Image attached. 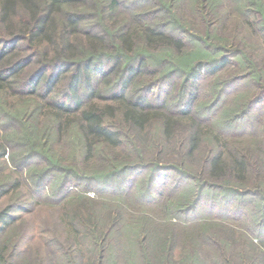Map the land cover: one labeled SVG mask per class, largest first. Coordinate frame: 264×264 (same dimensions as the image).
<instances>
[{
	"label": "trees",
	"instance_id": "trees-1",
	"mask_svg": "<svg viewBox=\"0 0 264 264\" xmlns=\"http://www.w3.org/2000/svg\"><path fill=\"white\" fill-rule=\"evenodd\" d=\"M190 1L188 12L203 24L201 33L184 29V0H0V161L7 170L0 176V199L23 187L31 199L7 201L0 208V264H15L13 252L5 255L3 237L18 223L17 212L30 213L36 200L60 202L34 190L49 179L55 193L80 178L103 183L137 169L145 172V192L159 187L163 166L143 159L148 149L139 142L151 143L161 154V143L173 137L182 118L190 120L183 126L189 153L204 134L212 146L199 162L205 173H182L183 182L166 193L164 176L160 199L144 202L163 206L173 219L186 218L206 190L218 189L221 197L250 194L262 202L257 213L255 205L249 207L253 219L262 220L264 149L255 150L257 160L252 152L228 145L264 136V107L251 117V130L235 129L264 102V0H225L224 18L230 10L236 20L230 34L215 32L221 36L217 42L209 9L224 0ZM241 39H254L256 46L241 45ZM161 80H167L160 86L163 97L153 94ZM228 82L236 84L231 92ZM207 109L212 111L206 115ZM116 117L118 125L112 122ZM155 123L159 137H147ZM252 173L253 189L245 183ZM71 190L64 198L79 196ZM92 207L88 241L97 252L91 264H107V238L120 218L111 221L112 213L100 203ZM150 225L143 219L133 223L142 233ZM259 240L264 247V238ZM167 253L147 264H177ZM60 256L70 264H90L76 262L67 251ZM258 264H264V253Z\"/></svg>",
	"mask_w": 264,
	"mask_h": 264
},
{
	"label": "rangeland",
	"instance_id": "rangeland-1",
	"mask_svg": "<svg viewBox=\"0 0 264 264\" xmlns=\"http://www.w3.org/2000/svg\"><path fill=\"white\" fill-rule=\"evenodd\" d=\"M227 2L220 1L215 8L209 9V26L211 24L214 26L212 30H217L213 32L215 42L218 41L217 38L221 37L216 33L230 34L233 22L236 20L232 21L231 17L234 14L230 10L227 11L229 13L224 18L226 15L223 11H226L225 7L229 5L226 4ZM191 6L190 0H184V7L183 4L181 7V18L186 20L184 29L188 33H201L203 24L196 14L188 12ZM233 11L235 12V10ZM92 21L94 20L92 19ZM223 36L227 37L222 35V38ZM244 41L247 45L250 44L249 47L253 46L251 44L255 42L254 39L248 41L241 39L240 44L243 45ZM191 49L193 47L187 49L186 52ZM261 55L264 59V53ZM165 82L161 80L159 88L153 91L155 96L162 93L163 97L160 86ZM234 83L228 82L229 88L225 87L228 88L227 92H231L236 87ZM263 107L264 102L252 107L246 113L245 120L240 122V126L237 125L239 127L235 129L251 130L253 123L251 117ZM207 110L203 111L206 112V115L212 111ZM181 120L183 121L176 120L177 127L173 137L169 138L167 143L164 141L161 143L159 147L161 154L156 153L151 143L139 142L140 148L148 149L143 153V159L159 162L160 166H163L160 172V183L164 176L167 179L166 182L163 180L162 186L160 183L157 184L163 188L164 193L172 191V187L183 182L179 180L182 173L196 177L204 175L205 171L203 172L199 167V162L212 148L204 134L196 151L189 153L186 150V128L183 126L186 125V122L189 124L190 120L183 118ZM112 122L117 125L120 123L117 117ZM206 130L212 131L211 129ZM159 133L160 127L155 123L146 135L147 137L152 135L159 137L157 136ZM260 140L263 141L264 136L263 138L258 136L251 139H234L228 147L232 146L237 150L252 152V156L259 160L255 150H260V146L264 149V142L260 144ZM56 148H60V146ZM167 167H174V170H169ZM87 168L91 169L92 167L88 165ZM6 174L7 170L3 168L0 161V176ZM144 176L145 172L130 169L125 171L121 177L103 183L93 179L80 178L69 183L72 188H68V184H66L55 190V193H52L48 186L50 179L47 180L44 185L42 184V188L34 190L46 191L45 198L50 201L61 199L60 202L49 205L48 203L38 204V200H36L28 207V209L31 208L30 213L18 211L17 213L20 214L17 215L19 216L18 223L3 237V242L6 243L3 246L6 249L5 255L13 252L10 257L15 261V264H70L66 261L67 258L60 256L67 251L75 254L76 262L83 260L91 264L95 260L94 253L97 251L88 241L89 233L92 232V215L88 212L91 213L94 209L92 206L100 203L104 211L108 209L112 213L111 221L117 215L120 218V222L115 224L112 231L110 229L107 238V247L110 250L107 264H133L132 261H136L137 264H147L148 259L156 260L159 256L165 257L167 248L169 250V254H167L171 259L174 258L177 264H258L260 255L264 253V247L259 240V238H264V217L260 222L253 219L252 214L249 213V207L251 204L255 205V209L252 211L257 213L263 207V205L260 206L262 202H258L250 194L240 198H225L218 195L220 192L218 189L206 190L198 202V206L186 218L173 219V217H169V213L165 208L163 209V206L156 207L154 203L144 202L147 199L152 200L160 197V186L153 187L152 190L146 192L144 188H141V185L145 184L142 182ZM256 182L255 174L252 173L245 183L253 189ZM261 187H264L263 183ZM69 189L78 193L79 196L64 198ZM19 199L29 202V192L25 187L8 198L0 199V208L7 201L13 203L18 202ZM71 217H74L75 226L71 224ZM138 219L151 222L148 233H142L136 226H133L134 221ZM141 245H144V251L140 249ZM140 253L145 254L140 256ZM187 256H195V258L187 261Z\"/></svg>",
	"mask_w": 264,
	"mask_h": 264
}]
</instances>
